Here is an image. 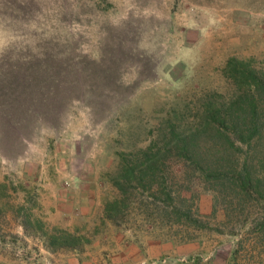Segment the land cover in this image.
Returning <instances> with one entry per match:
<instances>
[{
    "label": "rangeland",
    "instance_id": "1",
    "mask_svg": "<svg viewBox=\"0 0 264 264\" xmlns=\"http://www.w3.org/2000/svg\"><path fill=\"white\" fill-rule=\"evenodd\" d=\"M251 70L264 73V0H0V264H264V202L184 159L105 216L122 160ZM262 135L230 163L264 174Z\"/></svg>",
    "mask_w": 264,
    "mask_h": 264
},
{
    "label": "trees",
    "instance_id": "2",
    "mask_svg": "<svg viewBox=\"0 0 264 264\" xmlns=\"http://www.w3.org/2000/svg\"><path fill=\"white\" fill-rule=\"evenodd\" d=\"M230 63L237 68V61ZM237 77L247 82L237 87L234 97L227 102L208 104L200 117L191 121L190 127L183 124L184 118L176 113L162 120L159 127L156 126L157 132L150 144L137 148L128 156L129 159L126 157L122 160L113 180L114 187L122 197L106 205L105 216L108 220L118 222L123 209L127 208L125 202L129 187L140 183L145 189H157L160 164L175 157L195 165L199 173L210 181H227L238 197L241 195L264 202V174L254 172L248 158H243L242 166L233 165L227 159V154L231 157L240 153L243 146H251L253 141L258 144L263 140L264 73L236 71L234 78ZM202 137L218 141L221 149H196V143ZM261 226L264 230V223ZM80 242L81 238L73 235L60 239L63 248L76 249Z\"/></svg>",
    "mask_w": 264,
    "mask_h": 264
}]
</instances>
